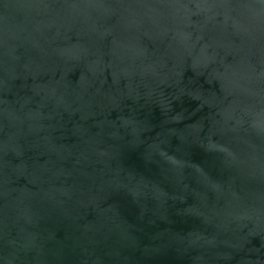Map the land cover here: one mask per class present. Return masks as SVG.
<instances>
[{
	"label": "water",
	"instance_id": "1",
	"mask_svg": "<svg viewBox=\"0 0 264 264\" xmlns=\"http://www.w3.org/2000/svg\"><path fill=\"white\" fill-rule=\"evenodd\" d=\"M0 264H264V0H0Z\"/></svg>",
	"mask_w": 264,
	"mask_h": 264
}]
</instances>
